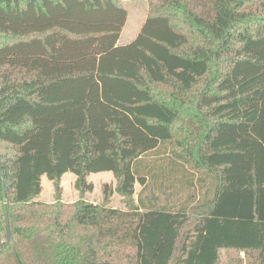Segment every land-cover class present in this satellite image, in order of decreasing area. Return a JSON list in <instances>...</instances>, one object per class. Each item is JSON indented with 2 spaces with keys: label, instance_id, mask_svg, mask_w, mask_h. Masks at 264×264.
I'll use <instances>...</instances> for the list:
<instances>
[{
  "label": "trees",
  "instance_id": "16d2710c",
  "mask_svg": "<svg viewBox=\"0 0 264 264\" xmlns=\"http://www.w3.org/2000/svg\"><path fill=\"white\" fill-rule=\"evenodd\" d=\"M127 18L121 0H0V264H264V0H157L118 44ZM69 171L81 194L111 171L127 198L181 174L203 199L124 210L105 184L66 203Z\"/></svg>",
  "mask_w": 264,
  "mask_h": 264
},
{
  "label": "rangeland",
  "instance_id": "374dc122",
  "mask_svg": "<svg viewBox=\"0 0 264 264\" xmlns=\"http://www.w3.org/2000/svg\"><path fill=\"white\" fill-rule=\"evenodd\" d=\"M157 0H121L122 4L128 10V18L127 22L122 30L121 36L118 40V44H127L131 42L138 34L143 22L147 18V16L153 11V6ZM191 114L189 113V116ZM188 116V117H189ZM183 125V122H178L176 126ZM171 144H169L170 146ZM171 147V146H170ZM168 147L169 153H165L160 156L156 151L151 152L146 157V164L148 166H153L156 172L159 171V165L167 164L174 155L172 154L171 148ZM171 155L169 156V154ZM161 157V158H159ZM168 158V159H167ZM175 158V156H174ZM178 159V158H175ZM180 160V159H179ZM187 164V163H186ZM190 167L189 164L186 165ZM185 167V166H184ZM186 169L189 173H193L192 169ZM191 168V167H190ZM149 178V183L147 187H144L137 181L135 185V193L132 198H127L116 191L118 180L115 175L111 171H103L96 172L90 174L88 180L94 183V189L89 192H85L81 194L79 190L75 187V179L76 176L73 172H66L61 181L62 188V201L66 203H74L80 199H84L86 201H91L95 203H103L104 201V185L109 184L113 193L110 195V199L108 200L107 205L110 207H116L120 209H128L129 203L133 200L138 201L139 195L142 194L143 198L147 203H164V202H172L174 204L181 203L190 200V195L192 202L190 204H196L197 201H201L203 199V190L200 188V185L196 181L194 186L186 185L183 181L181 174H177L175 176L174 181H169V185L165 186L163 183L152 182V179ZM198 179V178H197ZM43 189L41 194L39 195V199L44 201H55V190L54 185L48 177H43L42 179ZM168 194L170 196H168ZM188 201V200H187ZM195 217V213L191 214V219ZM244 255V254H242ZM240 257L243 260L240 262ZM246 255L241 256L235 251H227L223 250L221 253V263L220 264H251V259ZM116 263H124L126 260L123 257H116Z\"/></svg>",
  "mask_w": 264,
  "mask_h": 264
},
{
  "label": "water",
  "instance_id": "95a60500",
  "mask_svg": "<svg viewBox=\"0 0 264 264\" xmlns=\"http://www.w3.org/2000/svg\"><path fill=\"white\" fill-rule=\"evenodd\" d=\"M6 215H7V225H8V241H10V239H11V231H10V225H9V213H8V210H7V213H6Z\"/></svg>",
  "mask_w": 264,
  "mask_h": 264
},
{
  "label": "crops",
  "instance_id": "0c3cea01",
  "mask_svg": "<svg viewBox=\"0 0 264 264\" xmlns=\"http://www.w3.org/2000/svg\"><path fill=\"white\" fill-rule=\"evenodd\" d=\"M43 177H45V175H43ZM43 177H42V179H43ZM47 177V176H46ZM43 184V183H42ZM44 186V185H43ZM39 199V198H38ZM42 200V199H41ZM47 202H51L50 200L49 201H47ZM95 203V202H94Z\"/></svg>",
  "mask_w": 264,
  "mask_h": 264
},
{
  "label": "built area",
  "instance_id": "2783aa9c",
  "mask_svg": "<svg viewBox=\"0 0 264 264\" xmlns=\"http://www.w3.org/2000/svg\"><path fill=\"white\" fill-rule=\"evenodd\" d=\"M241 254H244V252H242Z\"/></svg>",
  "mask_w": 264,
  "mask_h": 264
}]
</instances>
